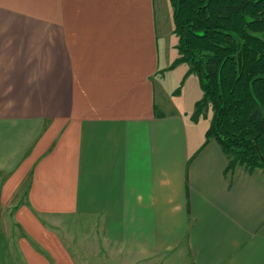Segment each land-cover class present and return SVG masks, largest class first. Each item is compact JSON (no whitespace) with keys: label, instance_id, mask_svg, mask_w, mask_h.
I'll return each instance as SVG.
<instances>
[{"label":"crops","instance_id":"0c3cea01","mask_svg":"<svg viewBox=\"0 0 264 264\" xmlns=\"http://www.w3.org/2000/svg\"><path fill=\"white\" fill-rule=\"evenodd\" d=\"M174 30L170 0H0V264H264V174L174 100Z\"/></svg>","mask_w":264,"mask_h":264},{"label":"trees","instance_id":"16d2710c","mask_svg":"<svg viewBox=\"0 0 264 264\" xmlns=\"http://www.w3.org/2000/svg\"><path fill=\"white\" fill-rule=\"evenodd\" d=\"M179 58L204 93L196 117L213 113L228 171L264 174V0H170ZM195 119L197 120L198 118Z\"/></svg>","mask_w":264,"mask_h":264},{"label":"rangeland","instance_id":"374dc122","mask_svg":"<svg viewBox=\"0 0 264 264\" xmlns=\"http://www.w3.org/2000/svg\"><path fill=\"white\" fill-rule=\"evenodd\" d=\"M178 54H179V52H178ZM173 83H174L173 81H169V79H168V86H169V88H172L173 87ZM185 89H188L189 95L190 96H193V98H194L193 101H192V104H194V102H199L200 100L203 99L204 93H203V91H202L201 88H198V86H197V88L190 87V86H187V84H186L185 87L182 89V91H180V92H178V93L175 94L176 95L174 97V100L175 101H178L180 99L179 96H181L184 93ZM194 89L197 90L196 97H194L195 94H196L195 91H194ZM190 96H189V98H191ZM183 99L186 102V100H187V94H186V92H185V94L183 96ZM212 114L211 113H208V112L206 113V111H205L204 113L201 112V115L199 117H196V105H195L194 112L192 114L185 113L184 116L186 118H191L192 117V120L198 122L201 125V127H205V126H208L209 127L211 125V121H212V117H213ZM195 117L198 118V119L196 120ZM118 258L119 257H116L115 260L118 261ZM112 263L113 264H120V263H116V262H112Z\"/></svg>","mask_w":264,"mask_h":264}]
</instances>
